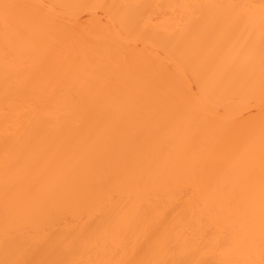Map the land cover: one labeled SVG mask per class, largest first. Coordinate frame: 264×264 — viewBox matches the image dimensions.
I'll list each match as a JSON object with an SVG mask.
<instances>
[{
  "label": "bare ground",
  "instance_id": "bare-ground-1",
  "mask_svg": "<svg viewBox=\"0 0 264 264\" xmlns=\"http://www.w3.org/2000/svg\"><path fill=\"white\" fill-rule=\"evenodd\" d=\"M0 264H261L264 0H0Z\"/></svg>",
  "mask_w": 264,
  "mask_h": 264
},
{
  "label": "snow or ice",
  "instance_id": "snow-or-ice-1",
  "mask_svg": "<svg viewBox=\"0 0 264 264\" xmlns=\"http://www.w3.org/2000/svg\"><path fill=\"white\" fill-rule=\"evenodd\" d=\"M14 7L13 5H9V4H2L0 5V9H2V16H3V20L5 22V24H9L10 22V9ZM261 264H264V260L261 261Z\"/></svg>",
  "mask_w": 264,
  "mask_h": 264
}]
</instances>
